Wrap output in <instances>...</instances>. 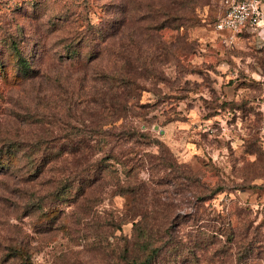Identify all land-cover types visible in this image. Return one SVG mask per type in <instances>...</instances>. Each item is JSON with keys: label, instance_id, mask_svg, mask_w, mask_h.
I'll use <instances>...</instances> for the list:
<instances>
[{"label": "rangeland", "instance_id": "374dc122", "mask_svg": "<svg viewBox=\"0 0 264 264\" xmlns=\"http://www.w3.org/2000/svg\"><path fill=\"white\" fill-rule=\"evenodd\" d=\"M221 13L0 0V264H264V46Z\"/></svg>", "mask_w": 264, "mask_h": 264}, {"label": "built area", "instance_id": "2783aa9c", "mask_svg": "<svg viewBox=\"0 0 264 264\" xmlns=\"http://www.w3.org/2000/svg\"><path fill=\"white\" fill-rule=\"evenodd\" d=\"M221 5L215 28L229 33L226 41L233 42L247 31L264 46V0H221Z\"/></svg>", "mask_w": 264, "mask_h": 264}, {"label": "trees", "instance_id": "16d2710c", "mask_svg": "<svg viewBox=\"0 0 264 264\" xmlns=\"http://www.w3.org/2000/svg\"><path fill=\"white\" fill-rule=\"evenodd\" d=\"M177 10H178V8H177ZM168 11L170 12L171 11V7H168ZM169 12H167V14H168V16H169ZM45 142H48L47 140L46 141H44V140H40V141H38L37 142V144H38V146H41V145H43ZM13 149V150H12ZM17 150H19L18 149V145H15L14 146V148H10L9 146H8V149L6 150L7 152V154L9 153L10 155H14L15 154V151H17ZM22 150V149H21ZM73 152H76V150L75 151H73ZM5 153V154H6ZM2 155H4V154H2L1 153V150H0V169H2V168H9L10 166V161H12V158H7L6 160H4V157L2 156ZM106 156H107V154H106ZM106 156H105V160H107V158H106ZM34 167V169L36 170H38V167L37 166H33ZM150 263V259H148V261H144V262H133V264H149Z\"/></svg>", "mask_w": 264, "mask_h": 264}]
</instances>
